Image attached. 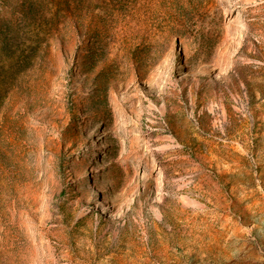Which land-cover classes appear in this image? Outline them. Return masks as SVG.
<instances>
[{
  "label": "rangeland",
  "instance_id": "obj_1",
  "mask_svg": "<svg viewBox=\"0 0 264 264\" xmlns=\"http://www.w3.org/2000/svg\"><path fill=\"white\" fill-rule=\"evenodd\" d=\"M0 264H264V0H0Z\"/></svg>",
  "mask_w": 264,
  "mask_h": 264
},
{
  "label": "bare ground",
  "instance_id": "obj_2",
  "mask_svg": "<svg viewBox=\"0 0 264 264\" xmlns=\"http://www.w3.org/2000/svg\"><path fill=\"white\" fill-rule=\"evenodd\" d=\"M157 69V68H156ZM194 69H195V71L196 72H198V73H208V71L205 69V68H202V67H197V66H194ZM221 72H223V71H221ZM101 208H102V212L104 213L106 210H105V208L103 207V206H101Z\"/></svg>",
  "mask_w": 264,
  "mask_h": 264
}]
</instances>
